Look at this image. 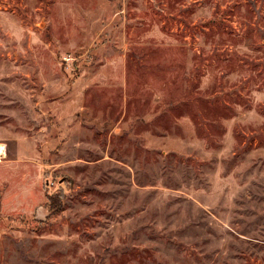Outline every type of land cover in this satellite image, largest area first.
<instances>
[{"label": "rangeland", "instance_id": "rangeland-1", "mask_svg": "<svg viewBox=\"0 0 264 264\" xmlns=\"http://www.w3.org/2000/svg\"><path fill=\"white\" fill-rule=\"evenodd\" d=\"M0 147V264H264V0H0Z\"/></svg>", "mask_w": 264, "mask_h": 264}, {"label": "trees", "instance_id": "trees-1", "mask_svg": "<svg viewBox=\"0 0 264 264\" xmlns=\"http://www.w3.org/2000/svg\"><path fill=\"white\" fill-rule=\"evenodd\" d=\"M46 198L48 208L54 213H57L63 208V204L67 199L61 191L56 194H49L46 192Z\"/></svg>", "mask_w": 264, "mask_h": 264}, {"label": "bare ground", "instance_id": "bare-ground-1", "mask_svg": "<svg viewBox=\"0 0 264 264\" xmlns=\"http://www.w3.org/2000/svg\"><path fill=\"white\" fill-rule=\"evenodd\" d=\"M3 152V149H2V147H0V153H2Z\"/></svg>", "mask_w": 264, "mask_h": 264}]
</instances>
